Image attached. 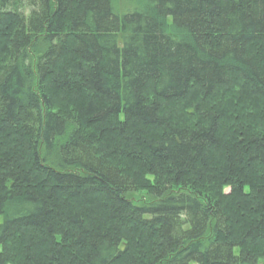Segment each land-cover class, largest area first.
<instances>
[{
  "label": "trees",
  "instance_id": "16d2710c",
  "mask_svg": "<svg viewBox=\"0 0 264 264\" xmlns=\"http://www.w3.org/2000/svg\"><path fill=\"white\" fill-rule=\"evenodd\" d=\"M143 4L0 0V264H264V0Z\"/></svg>",
  "mask_w": 264,
  "mask_h": 264
},
{
  "label": "rangeland",
  "instance_id": "374dc122",
  "mask_svg": "<svg viewBox=\"0 0 264 264\" xmlns=\"http://www.w3.org/2000/svg\"><path fill=\"white\" fill-rule=\"evenodd\" d=\"M143 6V0H120V6L118 7L120 14H124L126 12H131L141 7L143 8Z\"/></svg>",
  "mask_w": 264,
  "mask_h": 264
}]
</instances>
